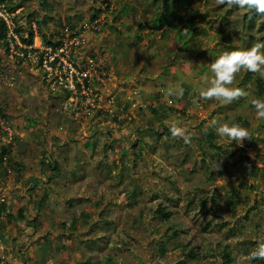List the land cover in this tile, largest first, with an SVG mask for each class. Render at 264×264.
Instances as JSON below:
<instances>
[{
  "label": "rangeland",
  "instance_id": "rangeland-1",
  "mask_svg": "<svg viewBox=\"0 0 264 264\" xmlns=\"http://www.w3.org/2000/svg\"><path fill=\"white\" fill-rule=\"evenodd\" d=\"M105 1L2 3L16 7L14 48L0 39L10 85L28 75L68 94L50 118L53 135L0 110V264H264L251 257L264 239V118L253 105L264 78L237 73L244 95L231 103L199 95L220 53L264 40V14L251 25L245 9L187 0L180 14L196 9L203 20L184 46L176 30L150 29L153 0ZM31 32L29 55L21 40ZM52 57L61 64L44 63ZM176 85L183 95L168 96ZM212 120L239 123L250 139L220 138ZM173 123L187 139L172 135Z\"/></svg>",
  "mask_w": 264,
  "mask_h": 264
},
{
  "label": "clouds",
  "instance_id": "clouds-1",
  "mask_svg": "<svg viewBox=\"0 0 264 264\" xmlns=\"http://www.w3.org/2000/svg\"><path fill=\"white\" fill-rule=\"evenodd\" d=\"M220 4L228 8L245 9L251 12L253 9L258 14H264V0H218ZM241 70L258 73L264 78V40L255 41L250 47H235L220 53L210 64L209 72L205 73L201 80L203 87L199 90L202 98H214L223 103H231L244 95L239 87L234 86L236 74ZM184 88L179 85L166 89L168 96H182ZM256 115L264 118V99L253 101ZM216 134L220 138H227L232 143L242 145L245 138L250 139L249 130L239 123H219L211 121ZM170 131L174 137H184L185 129L177 123L170 125ZM253 259L264 260V239L258 240L255 249L251 252Z\"/></svg>",
  "mask_w": 264,
  "mask_h": 264
},
{
  "label": "crops",
  "instance_id": "crops-1",
  "mask_svg": "<svg viewBox=\"0 0 264 264\" xmlns=\"http://www.w3.org/2000/svg\"><path fill=\"white\" fill-rule=\"evenodd\" d=\"M2 62H0V76H6V80L3 81L0 79V110L4 111L7 119L10 120V124H14L20 128L24 127L29 129L30 132L37 131L43 126L45 130L48 132L51 131V135H53L54 127L50 118H55L57 111L61 110L60 101H63V99H61V97H63L62 93L65 92L68 94V92H61L59 89L57 90L59 94H56L58 92L50 93L47 85L44 86L42 82L33 77L30 78L28 75L20 78L14 85H10L7 79L9 78V69H11V71L14 70L13 63L8 64L9 62L7 63L4 61L3 64H1ZM5 67L9 68L7 69L8 71H5ZM40 110L43 111V113ZM42 115L44 119H46L43 120V122L40 120ZM38 117L40 118L39 120H37ZM24 135V133H21V137ZM60 136L61 134L58 135V137ZM62 136L70 142V135L63 132ZM21 141V147L26 146L33 148V152L38 148L37 142L32 139L27 141H23L22 139ZM59 145L61 146L64 144L59 143ZM53 147L55 148L56 144L48 140V149L51 150ZM34 160L36 159H25L23 162L29 164V162ZM46 163L50 162L46 161Z\"/></svg>",
  "mask_w": 264,
  "mask_h": 264
},
{
  "label": "trees",
  "instance_id": "trees-1",
  "mask_svg": "<svg viewBox=\"0 0 264 264\" xmlns=\"http://www.w3.org/2000/svg\"><path fill=\"white\" fill-rule=\"evenodd\" d=\"M4 0H0V3H3ZM106 9H108L109 4L106 0L105 2ZM153 3L157 4L155 14L152 18V26H150V29L153 32H161L163 33L167 29L176 30L177 31V37L179 41L182 42V44L185 46L187 42L184 40V35H187V37H190L194 34H199L198 28L194 26V23L196 21H201L203 18L200 16L198 10L192 9V10H186L185 14H180V6L181 4L188 3L187 0H153ZM9 11L13 12L16 10L15 8L8 9ZM99 13L101 11H98ZM258 13L253 9L251 12H248L246 10L245 14L243 15V21L244 23H248L253 25L255 20L258 17ZM96 16L93 17L92 20H95ZM263 25V24H262ZM262 28V26H261ZM18 31L16 30V33ZM5 35V29L2 24H0V39L4 38ZM33 40V32L30 33L29 38L27 40L22 39V43L25 45H32ZM228 40V39H227ZM229 41V40H228ZM52 47L56 46L55 44L51 45ZM258 84L261 83L260 80H257ZM2 157L7 153L5 148H2ZM247 168L250 171H254L257 169L256 165L253 162H249L247 165ZM3 210V206L0 207V213ZM164 220H167L169 217L168 214L163 213L161 214ZM227 257V256H225ZM228 262L230 260L228 259Z\"/></svg>",
  "mask_w": 264,
  "mask_h": 264
},
{
  "label": "built area",
  "instance_id": "built-area-1",
  "mask_svg": "<svg viewBox=\"0 0 264 264\" xmlns=\"http://www.w3.org/2000/svg\"><path fill=\"white\" fill-rule=\"evenodd\" d=\"M15 18H16V15L14 14V12L9 11L7 8H5L3 6L2 3H0V24H2L3 27H4V29H5L4 41L8 42L9 43L8 45L10 47H12V49L14 48L13 47V44H16L15 40H16V35H17V33H16V27L17 26H16V20H15ZM29 48L30 49H28L27 47H25V48H22V49L28 51V54L31 55L32 52H33V50L35 51V48L33 49L31 45H29ZM51 50L45 48L43 51H46V53H47V51L52 52ZM48 55H46V56H48ZM48 60L45 59V62L44 63L45 64H48L49 63V65H53V63H55L56 61H58L57 64H59V65L61 64V62L58 60L57 57H52V58H50ZM68 69L70 70L69 71V74L71 76V80H70V78H66V81L68 82V84H70V86H68V88L69 89H73L74 88L72 86L73 85L72 84L73 75H77V74L74 73V71L71 68V65H68ZM79 75L83 79L86 78V76L83 75V74H79ZM0 79L3 80V81H5L6 80V76L1 75L0 76Z\"/></svg>",
  "mask_w": 264,
  "mask_h": 264
}]
</instances>
